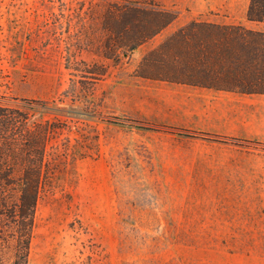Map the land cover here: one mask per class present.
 Listing matches in <instances>:
<instances>
[{
    "label": "rangeland",
    "instance_id": "1",
    "mask_svg": "<svg viewBox=\"0 0 264 264\" xmlns=\"http://www.w3.org/2000/svg\"><path fill=\"white\" fill-rule=\"evenodd\" d=\"M249 2L0 0V116L44 155L27 264H264V95L208 87L234 85L235 49L189 38L264 32ZM152 10L174 19L154 33ZM18 230L3 217L0 264Z\"/></svg>",
    "mask_w": 264,
    "mask_h": 264
},
{
    "label": "trees",
    "instance_id": "2",
    "mask_svg": "<svg viewBox=\"0 0 264 264\" xmlns=\"http://www.w3.org/2000/svg\"><path fill=\"white\" fill-rule=\"evenodd\" d=\"M148 14H150L149 17L145 16L141 21L149 23L154 33L163 29L174 19L170 14L160 10H152ZM246 20L264 25V0H250ZM154 23L158 24L155 25ZM204 27L206 28L204 36L189 38L198 39V44L202 47L212 46L215 48L212 52L213 55H218L223 45L235 49L233 53L227 54L234 71H222L218 74L219 78L231 80L234 85L232 87L226 85L225 87L211 84L208 87L219 91H237L246 95H264V72L259 64L260 58L264 56V32L246 28L241 24L230 26L205 24ZM145 39L146 37L137 44L125 45L127 51H133ZM258 45H261L262 48H257ZM243 47H247L248 51H243ZM202 54L208 55L207 52ZM221 79L218 80L222 81ZM15 119L14 116H0V240L3 217L16 219L19 230L12 264H27L32 216L38 200L44 155L37 156L35 163L23 156L22 148H24L25 143L22 134L18 132V137H15L13 132L7 130L10 125L14 128L17 127V120ZM15 167L23 172L18 182L19 196L17 202H10L7 197L9 191L2 183L7 181L8 175L15 171ZM1 181L3 182L1 183ZM1 249L0 243V251Z\"/></svg>",
    "mask_w": 264,
    "mask_h": 264
}]
</instances>
